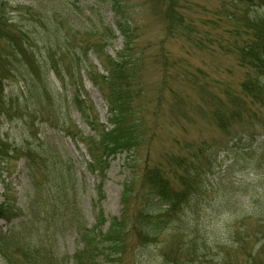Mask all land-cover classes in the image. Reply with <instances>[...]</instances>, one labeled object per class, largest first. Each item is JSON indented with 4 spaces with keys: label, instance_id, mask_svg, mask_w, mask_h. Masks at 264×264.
Segmentation results:
<instances>
[{
    "label": "trees",
    "instance_id": "16d2710c",
    "mask_svg": "<svg viewBox=\"0 0 264 264\" xmlns=\"http://www.w3.org/2000/svg\"><path fill=\"white\" fill-rule=\"evenodd\" d=\"M91 1L100 5L98 9L107 8L115 13L116 29L108 24L96 27L93 37L97 39L93 42L81 37L75 46L69 47L67 37H60L62 30H54L51 14L64 27L71 22V6L70 9L65 7L64 0H52L56 3L54 13L49 9L48 15L40 19L47 30L41 39L49 44L47 56H40V41L31 35L30 29L0 13V125L23 122L25 126L20 131L23 139L19 143L8 133L3 134L0 127V185L4 191H10L4 174L21 161L29 184L24 207L17 199H10L9 194L0 203V221L12 224L9 230L0 232L3 264H111L128 248L124 243L127 237L134 239V245L146 246L169 236L170 246L164 249L161 264H264V211L257 217L237 218L236 227L229 230L223 242L219 241L222 236L219 232L211 243L198 228H190L187 212L197 198L205 197L204 181L214 169L210 164L204 174L197 172L200 153L194 162L172 156L166 167L150 166L146 160L136 179L124 186L121 218L107 220L98 206L95 225L88 227L84 223L77 209L79 180L72 161H65L61 153L46 142H31L34 133L30 122L34 117L46 122L43 113L47 104L60 131L86 148L91 159L87 163L89 170L98 173L103 180L115 158L123 154L136 157L155 136L153 126L142 116L148 109L142 104L145 94L142 58L137 59L135 53L144 47L140 42L144 26L139 10L165 8L162 17L170 39L181 35L184 20L179 0H137V6H133L131 0ZM70 3L74 4L72 0ZM235 8L241 12L237 16L239 40L233 52L245 75L238 93L241 111L213 114L224 135L229 134L234 121L264 128V120L260 118L264 116V0H235ZM108 36L113 41L122 39L123 47L115 50L118 51L115 56L103 52L102 44ZM93 55L102 73L92 63ZM83 62L87 64L85 67ZM85 75L108 104L107 125L96 116L93 104L85 95ZM12 81L21 88L16 96L7 91ZM64 91H71V103L89 132L72 125L74 121L70 117L59 119L54 94ZM251 115L254 116L249 117ZM243 140L240 138L239 142ZM222 147L226 151L227 147ZM171 175L179 181L178 187L173 185ZM102 191L103 181L99 185L100 196ZM50 218L52 221L47 227L52 231H48L45 238L42 227ZM66 226L76 230L83 245V249L72 256L64 255L61 245Z\"/></svg>",
    "mask_w": 264,
    "mask_h": 264
},
{
    "label": "rangeland",
    "instance_id": "374dc122",
    "mask_svg": "<svg viewBox=\"0 0 264 264\" xmlns=\"http://www.w3.org/2000/svg\"><path fill=\"white\" fill-rule=\"evenodd\" d=\"M64 1L65 7L70 9L71 6V22L63 27L54 14H51V19L54 30H62L60 37H67L70 41L69 47L75 46L81 37L84 41L93 42L97 39L93 37L96 27L111 25L116 29L115 13L109 9H98L100 5H95L91 0H72L74 4H69L71 0ZM131 1L133 6H137V0ZM179 4L180 12L184 15L183 28L181 35L172 39L167 37L162 17L165 8L138 12L144 26L140 39L144 47L135 53L137 59L142 58L141 76L145 88L142 104L148 109L142 116L155 131L153 141L140 154L136 157L123 154L115 158L102 180L98 173L89 170L87 163L91 159L86 148L77 144L68 133L60 131L59 123H55L57 120L51 114L52 108L47 104L43 113L46 122L42 123L37 117L30 122L34 133L30 140L34 143L46 142L60 152L65 161H72L73 171L79 180L77 209L88 227L95 225L98 206L107 220L121 218L124 186L136 179L146 160L150 166L166 167L172 156L194 162L195 156L200 153L197 172L204 174L210 164L214 169L204 181L207 187L205 197L197 198L187 212L192 225L190 228H198L200 234L207 236L211 243L219 232L222 235L219 241L223 242L229 230L236 227L237 218L257 217L264 211V128L234 121L230 124L229 134L224 135L213 116L218 111L229 114L242 109L238 107V93L245 72L239 67L233 52L234 44L239 40L240 22L237 16L241 12L235 8V0H179ZM55 5L52 0H0V13L19 26L30 29L31 35L40 41V56H47L46 47L49 44L41 40L47 30L40 19L48 15L49 9L54 13ZM106 38L102 44L103 52L115 56V52H118L115 50L120 51L123 47L122 39L113 41L109 36ZM54 41L56 44V37ZM91 61L102 73L95 55L91 56ZM86 65L82 63L83 67ZM16 84L12 81L7 87V91L13 92L14 96L21 92ZM83 86L96 116L107 125L108 104L98 87L86 75ZM54 95V108L59 119L70 117L74 121L72 125L89 132L71 103V91ZM260 118L263 122L264 116ZM0 127L1 132L8 133L12 140L19 143L23 139L20 132L25 128L23 122L1 124ZM240 138L244 140L239 142ZM223 145L228 150L226 148L224 151ZM15 165L8 174H4L10 191H4L3 185H0V203L9 194L10 199H17L24 207L29 192L27 172L22 161ZM102 181L100 196L99 185ZM171 181L178 187L179 181L175 176L171 175ZM50 221L52 218L42 227L45 238L48 231H52L51 227H47ZM108 225L109 222L106 228ZM11 226L0 221V232H6ZM63 236L61 245L65 250L64 255L72 256L83 249L74 228L64 227ZM133 241L131 237L125 238L124 243L128 248L110 263L161 264L163 251L170 246V236L146 246L134 245ZM0 264H3L1 258Z\"/></svg>",
    "mask_w": 264,
    "mask_h": 264
}]
</instances>
